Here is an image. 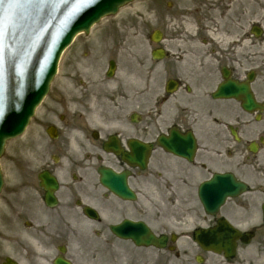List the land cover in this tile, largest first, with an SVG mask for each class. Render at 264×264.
<instances>
[{
	"label": "flooded vegetation",
	"instance_id": "af4514ba",
	"mask_svg": "<svg viewBox=\"0 0 264 264\" xmlns=\"http://www.w3.org/2000/svg\"><path fill=\"white\" fill-rule=\"evenodd\" d=\"M218 18L208 28L162 17L161 42L147 50L152 68L130 76L127 97L117 94L138 111L106 96L119 111L111 120L101 108L92 119L82 110L59 117L65 138L50 140L28 183L0 195V264H264V0H225ZM157 63L160 81L143 89ZM220 85L225 95L215 96ZM90 105L88 91L83 111ZM148 145L141 169L136 156ZM44 170L57 182L50 204ZM217 173L229 189L245 187L206 214L199 185ZM221 217L249 239L217 262L192 232Z\"/></svg>",
	"mask_w": 264,
	"mask_h": 264
},
{
	"label": "rangeland",
	"instance_id": "374dc122",
	"mask_svg": "<svg viewBox=\"0 0 264 264\" xmlns=\"http://www.w3.org/2000/svg\"><path fill=\"white\" fill-rule=\"evenodd\" d=\"M224 1L134 0L120 8L114 16L102 19L88 34L78 35L63 52L50 91L38 106L30 124L22 135L6 144L0 158L3 192L18 187L22 181L28 183L37 165L47 160L50 141L44 132L46 124L55 123L64 139L66 120H59L60 116L66 117L73 110L74 114L81 113L82 110L83 116L92 119L99 115L101 108L102 116L111 120V116L119 112L106 96L121 93L127 97L131 88H134L133 81H137L130 77L131 73L135 72L140 78L146 70L152 68L147 56L150 33L152 29L160 27L163 13L168 11L180 15L179 11H184L186 17L195 15L201 24L199 26H211L214 21H208L204 16L219 20L218 14ZM110 58L116 62V71L112 78H107L104 69ZM133 58L136 60L132 61ZM135 61L143 66L142 71ZM132 66L135 71L130 70ZM156 68L158 70L159 64ZM160 79L161 73L157 71L155 82L158 83ZM88 91L92 105L87 112L86 109L83 111L82 100ZM124 97L117 96V101L125 108L123 112L133 107ZM218 259L215 261L218 262Z\"/></svg>",
	"mask_w": 264,
	"mask_h": 264
},
{
	"label": "water",
	"instance_id": "95a60500",
	"mask_svg": "<svg viewBox=\"0 0 264 264\" xmlns=\"http://www.w3.org/2000/svg\"><path fill=\"white\" fill-rule=\"evenodd\" d=\"M129 1L131 0H93L87 8L79 11L84 16L83 21L76 22L77 16L74 19H66L55 38L49 41L47 38L43 39L49 33L42 31L40 27L27 30L30 27L28 25L42 21L49 10L38 13L29 0H6L0 5V46L3 48V61L10 71L17 73L18 80L21 76L24 77L15 85L9 96H0V155L5 141L23 132L35 107L47 93L49 83L56 72L59 56L73 36L82 30L88 32L89 27L102 16L115 13ZM55 12L56 8L51 15ZM23 32L26 41L12 40L13 33ZM181 153L188 155L187 152ZM46 180L53 182L50 177H46ZM1 185L0 173V187ZM225 187L226 178L223 175H217L211 181L203 183L200 191L206 206L217 204L220 197L227 192ZM228 232V227L220 222L215 228L198 231L196 239L203 247L217 252L224 251L226 257H232L234 244L231 246L227 240Z\"/></svg>",
	"mask_w": 264,
	"mask_h": 264
},
{
	"label": "snow or ice",
	"instance_id": "6c2138e0",
	"mask_svg": "<svg viewBox=\"0 0 264 264\" xmlns=\"http://www.w3.org/2000/svg\"><path fill=\"white\" fill-rule=\"evenodd\" d=\"M6 0H0V5L4 4ZM58 0H29V3L35 10L40 13L45 10L52 9L54 10L57 7ZM3 63V48L0 46V65ZM13 67L15 64L13 63Z\"/></svg>",
	"mask_w": 264,
	"mask_h": 264
},
{
	"label": "bare ground",
	"instance_id": "6f19581e",
	"mask_svg": "<svg viewBox=\"0 0 264 264\" xmlns=\"http://www.w3.org/2000/svg\"><path fill=\"white\" fill-rule=\"evenodd\" d=\"M189 31V30H188Z\"/></svg>",
	"mask_w": 264,
	"mask_h": 264
}]
</instances>
